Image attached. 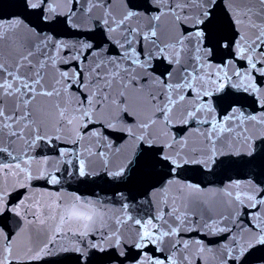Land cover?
Here are the masks:
<instances>
[{
  "label": "snow or ice",
  "instance_id": "snow-or-ice-1",
  "mask_svg": "<svg viewBox=\"0 0 264 264\" xmlns=\"http://www.w3.org/2000/svg\"><path fill=\"white\" fill-rule=\"evenodd\" d=\"M16 6L0 264H264V0Z\"/></svg>",
  "mask_w": 264,
  "mask_h": 264
},
{
  "label": "water",
  "instance_id": "water-1",
  "mask_svg": "<svg viewBox=\"0 0 264 264\" xmlns=\"http://www.w3.org/2000/svg\"><path fill=\"white\" fill-rule=\"evenodd\" d=\"M18 11L16 0H0V16L8 17ZM73 187H75V185H73ZM60 259L62 260V264H73V261L70 259H63V257Z\"/></svg>",
  "mask_w": 264,
  "mask_h": 264
}]
</instances>
